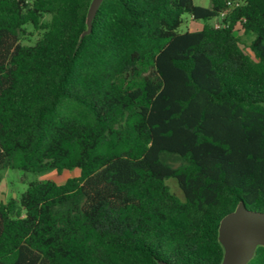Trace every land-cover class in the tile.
I'll use <instances>...</instances> for the list:
<instances>
[{"label": "trees", "instance_id": "obj_1", "mask_svg": "<svg viewBox=\"0 0 264 264\" xmlns=\"http://www.w3.org/2000/svg\"><path fill=\"white\" fill-rule=\"evenodd\" d=\"M91 1L0 0V174L80 172L0 203V264H222L264 214V0Z\"/></svg>", "mask_w": 264, "mask_h": 264}, {"label": "water", "instance_id": "obj_2", "mask_svg": "<svg viewBox=\"0 0 264 264\" xmlns=\"http://www.w3.org/2000/svg\"><path fill=\"white\" fill-rule=\"evenodd\" d=\"M103 0H92L86 14V31ZM14 198V197H13ZM218 241L223 247L222 264H247L257 247H264V214L249 212L243 204L220 220Z\"/></svg>", "mask_w": 264, "mask_h": 264}, {"label": "rangeland", "instance_id": "obj_3", "mask_svg": "<svg viewBox=\"0 0 264 264\" xmlns=\"http://www.w3.org/2000/svg\"><path fill=\"white\" fill-rule=\"evenodd\" d=\"M193 4L196 6L209 8L211 5V0H192ZM183 23L179 28V32L184 33L186 31H196L201 28L202 22L198 24L190 23V17L188 15H183ZM209 24L215 26L217 20L210 21ZM28 31L31 29L28 28ZM239 36L241 38L242 45L245 46L249 42L247 37L242 35V32L239 31ZM39 37L38 34L34 33L32 37L26 36L22 40V44L31 45ZM243 50L250 54L245 47ZM80 174L79 170L74 169L71 171H63L61 174H56L54 171H49L46 173H26L21 171L14 170H5L2 171L0 176V203H5L11 197L18 198L26 190L28 184L33 181H53L56 184H64L66 180L74 177H78ZM165 185L168 187L169 191L174 194L178 199L183 201V195L180 191L177 182L173 178L165 180Z\"/></svg>", "mask_w": 264, "mask_h": 264}, {"label": "built area", "instance_id": "obj_4", "mask_svg": "<svg viewBox=\"0 0 264 264\" xmlns=\"http://www.w3.org/2000/svg\"><path fill=\"white\" fill-rule=\"evenodd\" d=\"M227 5L232 9L234 7H237V6L241 5V2L235 0V1L227 2ZM223 16H224V14L221 15V18ZM218 25H219V23L217 22V24L215 25V27H218Z\"/></svg>", "mask_w": 264, "mask_h": 264}]
</instances>
